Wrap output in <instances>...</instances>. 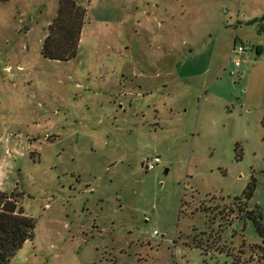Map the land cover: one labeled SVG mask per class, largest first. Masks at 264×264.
<instances>
[{
  "label": "rangeland",
  "instance_id": "obj_1",
  "mask_svg": "<svg viewBox=\"0 0 264 264\" xmlns=\"http://www.w3.org/2000/svg\"><path fill=\"white\" fill-rule=\"evenodd\" d=\"M77 1L69 60L59 0L0 3V209L36 220L9 264H264V0Z\"/></svg>",
  "mask_w": 264,
  "mask_h": 264
},
{
  "label": "trees",
  "instance_id": "obj_2",
  "mask_svg": "<svg viewBox=\"0 0 264 264\" xmlns=\"http://www.w3.org/2000/svg\"><path fill=\"white\" fill-rule=\"evenodd\" d=\"M7 1L9 0H0V3ZM85 14L86 8L77 0H59L57 13L48 26L42 54L45 57L60 60H69L74 57L81 40ZM253 191L254 186L250 184L249 196H252ZM246 213L254 221L260 235L264 237L262 211L256 208L249 209ZM35 228L36 220L25 212L21 204L15 200H7L3 203L0 209V264H9L17 250L26 241L34 239ZM195 246L205 248L199 243Z\"/></svg>",
  "mask_w": 264,
  "mask_h": 264
},
{
  "label": "built area",
  "instance_id": "obj_3",
  "mask_svg": "<svg viewBox=\"0 0 264 264\" xmlns=\"http://www.w3.org/2000/svg\"><path fill=\"white\" fill-rule=\"evenodd\" d=\"M250 48L249 44H241L239 46H237L236 44L233 46L232 48V52L233 54H237V59H235V64L236 66H239L241 63V60L239 59V56L241 53H244L245 51H247ZM161 162V158L159 156L153 157L151 159H146L144 161V165L147 169L149 170H153L156 166L157 163Z\"/></svg>",
  "mask_w": 264,
  "mask_h": 264
},
{
  "label": "flooded vegetation",
  "instance_id": "obj_4",
  "mask_svg": "<svg viewBox=\"0 0 264 264\" xmlns=\"http://www.w3.org/2000/svg\"><path fill=\"white\" fill-rule=\"evenodd\" d=\"M211 244H209V246L208 247H205L203 250L204 251H206V252H211V251H213V248H211Z\"/></svg>",
  "mask_w": 264,
  "mask_h": 264
},
{
  "label": "crops",
  "instance_id": "obj_5",
  "mask_svg": "<svg viewBox=\"0 0 264 264\" xmlns=\"http://www.w3.org/2000/svg\"><path fill=\"white\" fill-rule=\"evenodd\" d=\"M235 45V44H234ZM233 45V46H234ZM233 46H232V48H233ZM260 49H258L257 48V51H258V53H259V55L261 54V52H262V47H259ZM251 49V48H250ZM246 52V51H245ZM156 168V167H155ZM146 169V171H150L149 169H147V168H145Z\"/></svg>",
  "mask_w": 264,
  "mask_h": 264
}]
</instances>
